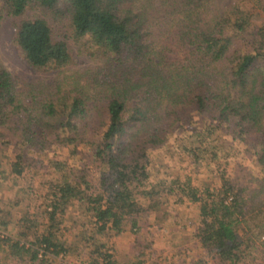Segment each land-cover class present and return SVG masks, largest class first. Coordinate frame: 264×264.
I'll use <instances>...</instances> for the list:
<instances>
[{
    "label": "trees",
    "instance_id": "trees-1",
    "mask_svg": "<svg viewBox=\"0 0 264 264\" xmlns=\"http://www.w3.org/2000/svg\"><path fill=\"white\" fill-rule=\"evenodd\" d=\"M4 16L12 18L11 40L24 61L65 77L18 82L0 58V150L13 152L11 171L22 175L52 140L65 141L73 155L79 144L89 151L87 163L75 159L79 169L69 166L52 182V224L78 203L98 232L108 225L119 232L127 221L138 229L136 217L160 194L148 181L147 150L160 146L176 121L189 120L178 112L187 105L215 112L264 167V0H234L220 10L215 0H0V21ZM64 17L75 39L89 37L87 53L99 63L71 68L68 42L54 37L49 21ZM208 129L190 125L184 147L192 155L209 148ZM188 183L182 192L200 202L198 235L213 264H264V195H250L261 214L251 221L236 196L226 202ZM5 237L0 248L19 259L39 258L41 243L53 256L65 252L49 224L28 246ZM103 248L94 247L90 264H117Z\"/></svg>",
    "mask_w": 264,
    "mask_h": 264
},
{
    "label": "rangeland",
    "instance_id": "rangeland-1",
    "mask_svg": "<svg viewBox=\"0 0 264 264\" xmlns=\"http://www.w3.org/2000/svg\"><path fill=\"white\" fill-rule=\"evenodd\" d=\"M233 1L215 0V8L220 10ZM49 21L54 37L68 42L74 58L71 68L82 69L99 63L87 53L92 46L88 36L75 39L65 17L59 22L50 18ZM12 34V18L4 16L0 21V58L18 82L25 79L61 82L65 78L58 70L43 72L31 68L12 42ZM178 112L181 116H190L189 120L176 121L166 140L160 146L147 150L148 181L160 194L154 196L158 204L136 217V230H132L127 221L119 232L109 225L98 232L93 214L78 203L70 204L65 213L59 214L57 226L49 221L46 203L52 191V182L69 166L78 170V166H74L75 159L78 158L76 162L82 166L88 162L86 145L79 144L73 155L65 141L52 140L47 147L31 156L32 165L22 175L11 171L13 152L7 148L0 150V233L20 242L26 241L25 246H28L29 241H34L35 236L49 224L65 248V252L53 256L48 254L49 251L44 252L41 243L38 256L43 259L30 261L27 254L22 259L10 256L3 245L0 248V264H90V257L94 255L92 251L98 244H103L104 250L112 252L117 264L216 262L200 244V202L183 194L185 182L195 186L198 193L204 196L214 194L215 198L224 197L225 200L231 196L228 202L236 196L238 201H244V216L258 221L261 214L257 210L260 208L250 195L255 191H260L255 196L257 198L264 195L260 189V184L264 182V167L256 162L248 143L233 138L226 129V123L218 121L215 112H197L191 105ZM191 124L201 127L203 134L210 130L208 127L213 132L209 148L194 155L184 147L186 139L192 138L188 134ZM258 135L251 136V141ZM141 162H144L143 158ZM229 179L234 182L233 187H227ZM238 216L241 215L238 213ZM21 230L25 235L20 234ZM102 262L99 260L98 264Z\"/></svg>",
    "mask_w": 264,
    "mask_h": 264
},
{
    "label": "built area",
    "instance_id": "built-area-1",
    "mask_svg": "<svg viewBox=\"0 0 264 264\" xmlns=\"http://www.w3.org/2000/svg\"><path fill=\"white\" fill-rule=\"evenodd\" d=\"M228 199H231V196H230ZM228 199L225 200V201L228 202ZM4 236H5V235H4ZM4 236H3V234L0 233V238H3ZM38 254H40V253H38Z\"/></svg>",
    "mask_w": 264,
    "mask_h": 264
}]
</instances>
